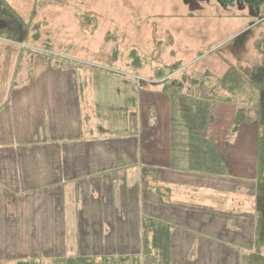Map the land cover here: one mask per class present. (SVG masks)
<instances>
[{"label":"rangeland","instance_id":"374dc122","mask_svg":"<svg viewBox=\"0 0 264 264\" xmlns=\"http://www.w3.org/2000/svg\"><path fill=\"white\" fill-rule=\"evenodd\" d=\"M154 90L191 95L203 123L217 104L221 125L230 111V234L203 258L264 264V1L0 0V131L29 138L49 111L64 130L81 101L113 119L117 94L143 107Z\"/></svg>","mask_w":264,"mask_h":264},{"label":"crops","instance_id":"0c3cea01","mask_svg":"<svg viewBox=\"0 0 264 264\" xmlns=\"http://www.w3.org/2000/svg\"><path fill=\"white\" fill-rule=\"evenodd\" d=\"M125 95L113 119L82 91L64 130L49 111L29 138L0 131V264H152L151 220L170 228V264L213 263L202 250L230 234V111L221 125L217 104L203 123L191 95L154 90L143 107Z\"/></svg>","mask_w":264,"mask_h":264},{"label":"trees","instance_id":"16d2710c","mask_svg":"<svg viewBox=\"0 0 264 264\" xmlns=\"http://www.w3.org/2000/svg\"><path fill=\"white\" fill-rule=\"evenodd\" d=\"M263 2L264 0H259ZM166 93V91H164ZM259 175H264V135L259 138ZM146 229L152 233V243L153 248H148L147 240L145 238V250L144 257L149 261H152V264H170L171 256V231L170 228L162 222L151 220L150 223L146 226ZM152 252L153 260H152ZM18 264H41L39 259L32 258L28 261H20ZM68 264H97L94 261L78 258L71 259ZM108 264V263H106ZM151 264V263H150Z\"/></svg>","mask_w":264,"mask_h":264}]
</instances>
